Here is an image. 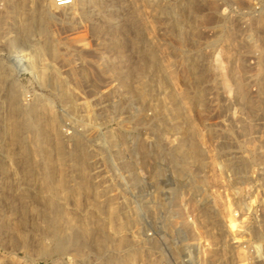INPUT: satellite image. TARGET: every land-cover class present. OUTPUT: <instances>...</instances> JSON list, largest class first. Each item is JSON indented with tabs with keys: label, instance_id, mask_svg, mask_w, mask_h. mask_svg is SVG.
I'll return each instance as SVG.
<instances>
[{
	"label": "rangeland",
	"instance_id": "374dc122",
	"mask_svg": "<svg viewBox=\"0 0 264 264\" xmlns=\"http://www.w3.org/2000/svg\"><path fill=\"white\" fill-rule=\"evenodd\" d=\"M51 2L0 0V264H127L164 190L193 264H264V0Z\"/></svg>",
	"mask_w": 264,
	"mask_h": 264
},
{
	"label": "built area",
	"instance_id": "2783aa9c",
	"mask_svg": "<svg viewBox=\"0 0 264 264\" xmlns=\"http://www.w3.org/2000/svg\"><path fill=\"white\" fill-rule=\"evenodd\" d=\"M77 1L79 0H53V5L62 8ZM173 194L166 190L138 193L133 196L135 205L124 209L127 212L124 219L128 221V225L123 237L136 252L133 264H193L198 254L204 252L207 244L202 241H185L186 234L197 227L191 213H185L183 222L174 219L177 209L172 200ZM209 209L214 211L212 206ZM229 221L230 218V228Z\"/></svg>",
	"mask_w": 264,
	"mask_h": 264
},
{
	"label": "bare ground",
	"instance_id": "6f19581e",
	"mask_svg": "<svg viewBox=\"0 0 264 264\" xmlns=\"http://www.w3.org/2000/svg\"><path fill=\"white\" fill-rule=\"evenodd\" d=\"M52 4H53V2H51ZM32 19V18H31ZM31 19L29 20V21H31ZM30 23H32V22H30ZM27 26V29L28 30H30L31 29V26L32 25H29V24H27L26 25ZM0 63H2V62H0ZM3 65L2 64H0V82L2 81L3 82V80H4V78H6L5 77V75H6V73H5V70H4V68L2 67ZM67 88L68 87H66V85H65V83L64 82H60L58 79H57V89H58V95H61L62 97L63 96H66V95H68V90H67ZM57 91V90H56ZM14 92V91H13ZM17 93V92H16ZM11 95V94H10ZM69 96V95H68ZM15 97L17 98V96H16V94H12L11 95V101L12 100H16L15 99ZM67 97V96H66ZM18 103V102H17ZM15 105V104H14ZM18 106V107H17ZM17 111L20 109V106L17 104L16 105V107H14ZM14 109V110H15ZM20 111V110H19ZM73 156V155H72ZM108 212H109V217H107V218H109L108 220L110 221V223H111V231H109V232H107L106 233V231H105V233L107 234V237H108V241H110V243L111 244H114V245H118V247H120V248H123L122 247V245H120V243H122V242H117V236L123 231L124 232V229H125V226H126V223H125V221H120L119 219H120V217L117 215V209L115 208V207H113V206H109L108 207ZM106 218V217H105ZM105 221H106V219H105ZM128 222V221H127ZM126 230V229H125ZM122 234V233H121ZM80 235V234H79ZM70 236H71V239L72 240H76L77 239V235H76V233H73V234H70ZM80 237V236H79ZM120 239V238H119ZM124 239V238H123ZM80 240L82 241V243H84V245H86L87 247H89V243H88V240H87V238H86V234L85 235H83L82 236V239H81V237H80ZM120 241V240H119ZM125 241V240H124ZM127 241V240H126ZM64 244L65 243H62V242H60L59 240L57 241V243H54V245H55V248L56 249H62L63 250V248H64ZM125 244H129L128 243V241L125 243ZM128 246V245H127ZM127 246H125V247H127ZM124 247V248H125ZM52 248V247H51ZM48 249V248H47ZM53 250H54V248H53ZM129 250V249H128ZM47 251L48 250H46V249H42V251H41V255H45L46 253H47ZM50 251V250H49ZM56 252V251H55ZM121 252H123V251H121ZM125 252V251H124ZM49 253H51V252H49ZM48 253V254H49ZM50 255V254H49ZM135 255H136V252L134 253V252H132V249H131V251H128V252H126V253H123V254H121V260L122 261H125L127 264H133V262H134V257H135Z\"/></svg>",
	"mask_w": 264,
	"mask_h": 264
}]
</instances>
